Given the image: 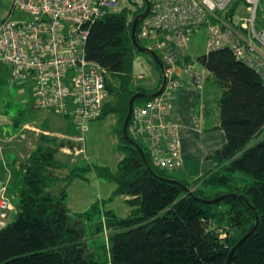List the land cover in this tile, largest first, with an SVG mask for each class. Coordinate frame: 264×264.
Instances as JSON below:
<instances>
[{
    "label": "trees",
    "instance_id": "1",
    "mask_svg": "<svg viewBox=\"0 0 264 264\" xmlns=\"http://www.w3.org/2000/svg\"><path fill=\"white\" fill-rule=\"evenodd\" d=\"M144 8L145 3L132 15L125 8L106 13L89 25L85 44L86 58L106 71L109 97L99 119L108 114L117 118L114 132L123 153L117 168L88 163L71 167L63 175L67 165L57 157V138L42 134L25 158L14 160L20 171L16 211L0 229V264H105L97 248L88 245L83 227L79 231L68 223L67 187L76 178L85 179L89 171L115 184L108 200L123 195L130 207V213L120 217L94 202L75 214L85 222L98 217L92 234L105 235L104 256L109 264H226L231 249L257 218L256 229L236 247L230 264H264V81L227 47L198 55L197 64L220 92L218 127L224 131L225 142L210 154L214 166L187 181L155 166L146 146L135 140L150 171L122 132L129 99L136 92L156 91L162 82L159 73L152 89L133 87L134 62L144 52L136 49L131 26ZM234 10L231 7L229 14ZM140 22L136 38L147 46L137 37ZM9 76V68H2L0 85ZM145 99L138 97L134 102ZM19 120L17 115L14 121ZM219 197L212 203L203 201ZM103 215L106 226L101 222Z\"/></svg>",
    "mask_w": 264,
    "mask_h": 264
},
{
    "label": "built area",
    "instance_id": "2",
    "mask_svg": "<svg viewBox=\"0 0 264 264\" xmlns=\"http://www.w3.org/2000/svg\"><path fill=\"white\" fill-rule=\"evenodd\" d=\"M260 0H149L137 37L159 57L166 76L162 92L134 102L127 125L133 140L142 142L152 163L167 171L181 168L178 124L169 113L186 76L203 90L205 69L187 61L193 34H205L204 53L229 48L236 59L255 69L264 81V28L256 29ZM121 3L123 5H121ZM144 0H13V9L31 19L0 20V67H8L13 80L29 81L34 104L71 118L83 144L90 121L102 115L109 97L106 71L85 55L90 24L108 12L141 10ZM235 6L232 14L229 9ZM143 78V75H138ZM137 77L133 76V79ZM16 207L0 189V229Z\"/></svg>",
    "mask_w": 264,
    "mask_h": 264
},
{
    "label": "crops",
    "instance_id": "3",
    "mask_svg": "<svg viewBox=\"0 0 264 264\" xmlns=\"http://www.w3.org/2000/svg\"><path fill=\"white\" fill-rule=\"evenodd\" d=\"M189 50L190 49L188 48V55H190V61H191L192 57L191 54H189ZM2 68L4 67L3 66L0 67V72ZM141 74L143 75L144 78L145 76L143 73H137V74L133 73V76L137 77L138 75ZM207 74L208 73L205 70V79H204L202 91H198L193 85V83L186 76L181 75L180 77L181 86L176 94V98L169 113V120L178 124V132L181 142L180 150L182 157V166L181 168L174 171H180V175L183 177L181 179L187 181H192L201 176V175L194 176L192 173V168L195 167L194 165L196 163H199L201 165L202 162H196V161L194 162L193 160H195L196 158H200L204 160L211 159L210 154L215 149L221 147L225 142L224 131L218 127L219 106L217 99L220 96V92L218 91L216 85L214 84V80H212L213 78L212 77L210 78V76ZM143 78L137 77L136 79H143ZM136 79H133V87L142 86L148 89H152L158 83V77L156 78L157 80L155 84H151L152 82H149L147 84L138 83L136 82ZM21 82H22L21 80H13L11 76H9L6 78L5 83L0 85V88L5 86L6 84H10L12 87L18 85L19 88H17V93L21 94L23 91L21 90L20 87ZM24 82L27 83V86L30 89L29 81H24ZM191 91H194V95L188 98L187 94L190 93ZM183 96H185V100ZM11 106L12 104L8 98H6L5 101L0 104V129H1L0 130V189L2 188L4 190L5 196L8 197L9 200L14 205L15 193L17 192L19 179H20V171L18 170V167L16 166L14 160H20L22 158H25L35 148L37 143L40 142V136L42 134H49L50 136L57 138L58 140L57 142L59 145L57 154L59 153L62 154L67 152L70 153L72 147H70V145L67 142H73L75 140L77 134H75L74 132L75 131L77 132V130L74 128L70 117L59 116L56 113H54L52 110H47V109H41L42 111H44V117L42 121L38 120V121H32V123L21 124V120H19L15 123L14 119L16 116H14L9 120L8 112L6 111V109L10 108ZM34 107L38 108L35 106V104ZM108 115H112L113 117L112 118L113 119L112 123L114 125L113 130H115L117 118L114 114H108ZM92 122L93 121H90L87 127ZM8 124H11V126L14 127L21 124L22 129L28 130L30 132L26 134L25 138H22L23 141L25 140V142H21V138L19 139L16 138V135L9 134V129L6 127ZM203 142H221V143L216 147L213 146L206 148L203 146ZM73 144L76 145L74 142ZM80 152H81L79 153L80 155L84 153L83 148L80 149ZM122 157L123 154L120 157V159ZM72 160L75 161V159L73 158ZM214 164L215 163L213 161V166ZM75 166H79V165H75ZM70 168L71 167L67 165V169L63 170L62 174L65 175L68 172V169ZM90 172L91 171L85 174L86 177L85 179L76 178L73 181H71L67 187L66 206L68 210L70 209L74 210L75 214H79L87 210L90 207V205L93 204L94 202H99L100 207L102 209L105 210L108 209L104 207V204L106 203L105 202L106 199L103 196H105L104 194L107 193L109 194L111 193L112 195V192L115 189V184L109 181L107 182H109L110 184H107L106 180L102 178H98L93 171L92 172L94 176L92 177L94 178V181L91 182L89 179ZM11 181H13V184H16V190L12 197L8 195V190H9L8 187L10 186ZM79 181L84 185L80 184V186L75 187L76 185H79L80 183ZM91 183L92 184L94 183L95 186L94 185L92 186ZM104 189H106V191H104ZM123 198L125 199L126 197L123 196ZM10 214L15 215V212H10L8 215ZM82 223L84 224L87 222L80 220V225Z\"/></svg>",
    "mask_w": 264,
    "mask_h": 264
},
{
    "label": "rangeland",
    "instance_id": "4",
    "mask_svg": "<svg viewBox=\"0 0 264 264\" xmlns=\"http://www.w3.org/2000/svg\"><path fill=\"white\" fill-rule=\"evenodd\" d=\"M121 5L123 4L121 3ZM12 9H13V0H0V20L6 18L11 13ZM125 9L128 10L127 8ZM13 10L14 11L12 14V19L14 20H28L32 18L26 12L21 11L20 9H13ZM129 14L132 15L131 12H129ZM255 26L257 30L264 28V0H260L257 4ZM204 45H205V34L203 31L197 32L192 35L189 41V49H190L189 54H191L192 57L191 60L192 66L195 67L198 66L196 57L204 53ZM152 64L153 63L147 53L138 54L134 62L133 73L134 74L143 73L145 77L143 79H136V82L142 84H147L149 82H152L151 84L156 83L157 80L156 78L160 73V69H157L154 66V64L153 65ZM20 87L21 90H23L21 94L17 93V88H19L18 85L12 87L10 84H6L5 86L0 88V104L3 103L6 98H8L12 104L10 108L6 109V111L8 112L9 120L14 116L17 117L18 115V117L21 119V124L32 123V121H38V120L42 121L44 117V111L34 107V95L32 90L28 88L26 82H21ZM193 95H194V91H191L190 93L187 94V97L190 98ZM183 97L185 100V96ZM112 118H113L112 115H108L104 118L93 121L87 127V130L84 132L85 140L83 141V144L74 140L73 142L76 145H74L71 148L72 152L70 151V153L67 152L62 154L59 153L57 154V157L60 158L62 161H64L69 167H73L75 165L84 166L90 163L94 165H106L111 170H115L117 168L118 160L120 159L123 153L121 154V151L118 149L117 139L113 130L114 125L112 123L113 121ZM21 124L16 127L11 126V124H8L6 127L9 129V134L16 135V138L18 139L21 138V142H25V140L23 141L22 138H25L26 134L30 132L28 130L22 129ZM220 143L221 142H203V146L206 148L213 146L216 147L220 145ZM81 148H83L84 153L80 155L79 153H81L80 152ZM72 158L75 159V161L72 160ZM193 161L202 162L201 165L199 163H196L194 165L195 167L192 168V173L194 176L202 175L204 172H206L208 169L212 168L213 166V160L211 159L204 160V159L196 158ZM172 175L179 179L183 178L180 175V171H174L172 172ZM92 176L94 175L93 172L91 171L89 176L91 182L94 181V178ZM80 184L84 185L83 183L80 182L79 185H76L75 187L80 186ZM107 184L110 183L107 182ZM91 185L95 186L94 183L93 184L91 183ZM8 189H9L8 195L12 197L16 190V184H13V181H11ZM104 191H106V189H104ZM104 195L105 196L103 197L106 199L105 200L106 203L104 204L105 208L113 209V211L118 216L121 217H124L130 213V207L125 202V199L123 198L122 195L116 196L112 200H108L111 193L110 194L107 193ZM68 211H69V217H68L69 225L73 228H76L79 231H81V227H83L82 234L87 239L88 245L96 247L98 250L97 253L101 256V259L105 260V264H109L108 260H106L104 256L105 235H103V233L92 234L94 231V225H95L94 223L98 220V217L90 222L84 224L82 223L80 225V220H77V218L75 217L74 210L70 209ZM13 218H14V214L8 215V221L9 220L11 221ZM101 222L103 223L104 226H106L104 215L101 217ZM106 233H107V229H104V234Z\"/></svg>",
    "mask_w": 264,
    "mask_h": 264
},
{
    "label": "water",
    "instance_id": "5",
    "mask_svg": "<svg viewBox=\"0 0 264 264\" xmlns=\"http://www.w3.org/2000/svg\"><path fill=\"white\" fill-rule=\"evenodd\" d=\"M145 1V8L142 12H140L139 14H137L134 19H133V22H132V26H131V37H132V40H133V43L136 47V49L139 51V52H144V53H147L149 54L152 59L154 60V62L158 65L159 69H160V73H161V77H162V82H161V85L160 87L154 91V92H136L135 94H133V96L129 99V103H128V112L126 114V117L124 119V122H123V125H122V132H123V136L125 137V139L130 143L132 144L133 146H135L140 154H141V157L142 159L144 160L145 164H147L148 166V162L146 160V157H145V154L142 150V148L139 146V144L133 140L128 132H127V125H128V121L130 119V116H131V113H132V108H133V104H134V101L136 98L138 97H145V98H153V97H156L158 96L162 90L164 89L165 87V84H166V76L164 74V71H163V66H162V63L159 59V57L157 56V54L155 53L154 50L148 48L147 46H142L138 43L137 41V38H136V26L138 24V22L148 13L149 11V0H144ZM148 169L151 171L150 167L148 166ZM170 180V179H169ZM174 182H178L180 183L179 181L177 180H172ZM186 188V187H185ZM187 192H191L190 189L186 188ZM223 197V196H222ZM222 197H219V198H215V199H212V200H203L205 202H208V203H212L214 201H217L219 199H221ZM257 223H258V218L256 220V224L255 226L247 233L245 234L238 242L237 244L231 249L230 253H229V256H228V259L226 261V264H230V260H231V255L232 253L234 252V250L236 249V247L249 235L251 234L255 229H256V226H257Z\"/></svg>",
    "mask_w": 264,
    "mask_h": 264
}]
</instances>
